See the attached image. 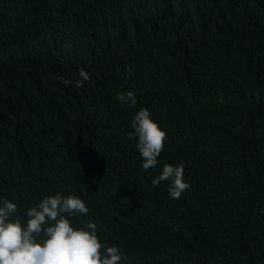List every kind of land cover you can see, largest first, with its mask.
Instances as JSON below:
<instances>
[{"label": "trees", "instance_id": "trees-1", "mask_svg": "<svg viewBox=\"0 0 264 264\" xmlns=\"http://www.w3.org/2000/svg\"><path fill=\"white\" fill-rule=\"evenodd\" d=\"M142 108L168 137L148 171ZM181 163L173 200L152 180ZM57 192L121 264H264V0H0V200L26 220Z\"/></svg>", "mask_w": 264, "mask_h": 264}, {"label": "clouds", "instance_id": "clouds-1", "mask_svg": "<svg viewBox=\"0 0 264 264\" xmlns=\"http://www.w3.org/2000/svg\"><path fill=\"white\" fill-rule=\"evenodd\" d=\"M125 72L132 75L130 67L126 66ZM79 77L75 81L61 78V83L79 89L91 80L83 68L79 69ZM116 99L129 106L137 103L132 92H117ZM132 128L134 132L128 138L137 140L141 167L145 171L155 168L165 149L167 132L151 119L147 108L136 112ZM164 181H170L168 195L173 200L190 188L184 180L183 163L165 164L152 185L156 187ZM19 211L17 203L0 200V264H121L128 260L119 247L101 241L97 225L91 220L84 226H74L77 215L89 213L87 204L76 194L65 197L57 192L43 198L36 207L27 209L26 220L16 215Z\"/></svg>", "mask_w": 264, "mask_h": 264}]
</instances>
